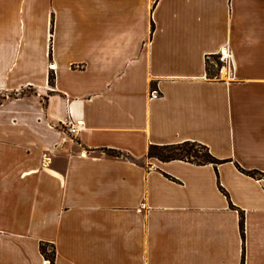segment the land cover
Returning a JSON list of instances; mask_svg holds the SVG:
<instances>
[{"label": "crops", "instance_id": "obj_1", "mask_svg": "<svg viewBox=\"0 0 264 264\" xmlns=\"http://www.w3.org/2000/svg\"><path fill=\"white\" fill-rule=\"evenodd\" d=\"M0 98V264H264V0H0Z\"/></svg>", "mask_w": 264, "mask_h": 264}, {"label": "trees", "instance_id": "obj_2", "mask_svg": "<svg viewBox=\"0 0 264 264\" xmlns=\"http://www.w3.org/2000/svg\"><path fill=\"white\" fill-rule=\"evenodd\" d=\"M219 66L218 55L207 57L205 61V68L207 73V78L209 80H217L219 78ZM50 83L53 85V75L50 76ZM151 91H157V88L152 85ZM105 153L113 158H123V155L115 151H105ZM147 157L149 159H156L161 162H170V161H184L192 163L195 165H213L217 166L222 161L214 158L209 152L208 148L198 144L196 142H183L181 144L174 145H164L156 146L152 145L148 149ZM253 178L264 177L261 173L258 172H246ZM240 230L244 236V221L243 214L240 213ZM50 248L51 250L49 251ZM40 252L42 255L49 260L50 264H54L55 260V251L53 246L48 244H40Z\"/></svg>", "mask_w": 264, "mask_h": 264}, {"label": "built area", "instance_id": "obj_3", "mask_svg": "<svg viewBox=\"0 0 264 264\" xmlns=\"http://www.w3.org/2000/svg\"><path fill=\"white\" fill-rule=\"evenodd\" d=\"M218 61L220 63L219 66V75H226L231 70V60L228 55L222 53L218 55ZM63 125L66 126V134L70 137H75L78 135L80 130L84 127V122L82 120H70L68 122H64ZM64 140V138H63Z\"/></svg>", "mask_w": 264, "mask_h": 264}, {"label": "rangeland", "instance_id": "obj_4", "mask_svg": "<svg viewBox=\"0 0 264 264\" xmlns=\"http://www.w3.org/2000/svg\"><path fill=\"white\" fill-rule=\"evenodd\" d=\"M0 102H1V98H0ZM49 250H51L50 248H48Z\"/></svg>", "mask_w": 264, "mask_h": 264}]
</instances>
